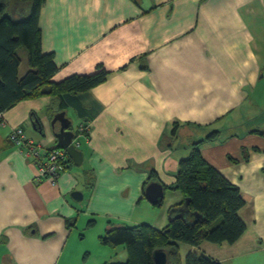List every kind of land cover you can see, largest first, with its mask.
I'll return each mask as SVG.
<instances>
[{
    "label": "crops",
    "instance_id": "0c3cea01",
    "mask_svg": "<svg viewBox=\"0 0 264 264\" xmlns=\"http://www.w3.org/2000/svg\"><path fill=\"white\" fill-rule=\"evenodd\" d=\"M40 29L42 50L59 68L57 82L99 65L111 74L67 103L83 161L76 166L68 156L55 185L38 179L34 163L8 137L22 128L44 150L59 147V125L51 124L62 112L59 103L27 100L2 114L0 264H74L81 227L98 226L99 238L110 223L163 229L183 198L164 188L163 205L155 207L143 186L152 171L171 183L194 142L239 187L247 230L233 245L204 243L189 253L221 264H264V136L257 133L264 132V104L252 101L264 84V0H47ZM212 132L217 137L207 140ZM74 191L82 201L71 197ZM122 251L106 263L125 262L127 255L114 258ZM79 264L105 261L101 255Z\"/></svg>",
    "mask_w": 264,
    "mask_h": 264
},
{
    "label": "trees",
    "instance_id": "16d2710c",
    "mask_svg": "<svg viewBox=\"0 0 264 264\" xmlns=\"http://www.w3.org/2000/svg\"><path fill=\"white\" fill-rule=\"evenodd\" d=\"M7 1L13 2V8L17 7L22 12L17 15L18 18L11 16ZM46 1L0 0V123L3 121L2 114L7 110L21 102L43 97L57 101L59 110L65 111L67 103L104 84L111 74L99 65L92 74L74 75L61 82L55 80L59 68L54 63V55L45 54L42 50L40 14ZM24 55L28 71L21 74ZM142 68L146 69L145 59ZM88 132L81 134L87 137ZM257 133L264 136V132ZM216 135L217 132H212L207 140H215ZM8 141L14 145L9 137ZM200 144H191L188 156L179 161L171 183L165 182L160 173L152 171L143 186L144 194L147 186L153 182L161 183L165 190L180 193L183 201L169 209V224L159 229L148 224L116 226L110 223L106 233L99 238L100 243L112 249L123 248L127 259L123 263L106 264H154L153 254L156 250L167 253L169 264H183L181 244L191 248H199L204 243L233 245L246 233L247 226L239 215L245 206L239 187L206 161ZM259 151L253 148V152ZM242 160H250L246 148L243 149ZM239 162L232 159V163ZM69 163L66 154V160L61 162L64 172L69 168ZM93 176L91 172L86 174L89 188L94 184ZM162 205L159 202L155 207ZM74 224L75 219L67 221L69 228ZM88 225L93 226L94 221H89ZM185 264L221 263L209 256L189 253Z\"/></svg>",
    "mask_w": 264,
    "mask_h": 264
},
{
    "label": "built area",
    "instance_id": "2783aa9c",
    "mask_svg": "<svg viewBox=\"0 0 264 264\" xmlns=\"http://www.w3.org/2000/svg\"><path fill=\"white\" fill-rule=\"evenodd\" d=\"M80 132H88V127H80ZM75 140L79 145V139ZM9 139L20 151L22 156L30 160L37 168L39 180H46L55 185L60 176L64 173L61 162L66 160V153L61 149L44 150V148L28 138L26 133L20 128H14Z\"/></svg>",
    "mask_w": 264,
    "mask_h": 264
},
{
    "label": "water",
    "instance_id": "95a60500",
    "mask_svg": "<svg viewBox=\"0 0 264 264\" xmlns=\"http://www.w3.org/2000/svg\"><path fill=\"white\" fill-rule=\"evenodd\" d=\"M55 128L59 125L58 131H55V136L58 141V146L65 150L67 155L73 159L76 166H80L83 161V153L75 147L72 142L76 138L75 131L72 130L71 121L66 117V112L62 111L54 116L51 121ZM71 197L76 201L83 200V194L79 191L71 193ZM145 197L152 204H157L164 200V187L159 182L150 183L145 191ZM154 264H169L168 255L162 250H156L153 254Z\"/></svg>",
    "mask_w": 264,
    "mask_h": 264
},
{
    "label": "rangeland",
    "instance_id": "374dc122",
    "mask_svg": "<svg viewBox=\"0 0 264 264\" xmlns=\"http://www.w3.org/2000/svg\"><path fill=\"white\" fill-rule=\"evenodd\" d=\"M13 7L12 8L9 7L8 10L12 12V9H14ZM27 71H28L27 59L24 55L23 64H22V73L25 74ZM263 85L264 84L260 85L259 90L257 94L252 98V101L260 102L264 104V86ZM74 124L76 126L77 122ZM98 229H99L98 226L94 228H87V227L79 228V232L77 234L78 239L75 243V262L74 264H79L84 261H86L87 263H92L94 258L101 256V255H103L104 261L106 264V262L110 261L113 258L112 253H115V251L117 252V251L123 250V248L112 249L110 247L103 246L100 243L99 235L96 232ZM180 247H181V257L183 260V264H185V258L190 252V247L184 244H181ZM84 250H88L90 252L89 255L87 251H84ZM125 256H126V253H123V251H122V254L118 256H115L114 254L115 259L124 258Z\"/></svg>",
    "mask_w": 264,
    "mask_h": 264
},
{
    "label": "flooded vegetation",
    "instance_id": "af4514ba",
    "mask_svg": "<svg viewBox=\"0 0 264 264\" xmlns=\"http://www.w3.org/2000/svg\"><path fill=\"white\" fill-rule=\"evenodd\" d=\"M77 138H75L74 140H73V142H72V144L75 146V147H77V145H76V142H75V140H76ZM63 150V149H62ZM65 151V150H64ZM65 153H66V151H65ZM67 154V153H66Z\"/></svg>",
    "mask_w": 264,
    "mask_h": 264
}]
</instances>
